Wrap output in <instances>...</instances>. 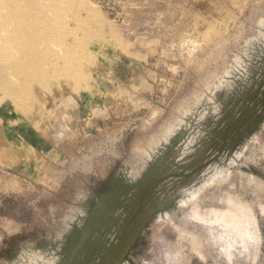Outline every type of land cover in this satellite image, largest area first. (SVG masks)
Instances as JSON below:
<instances>
[{"label":"rangeland","instance_id":"obj_1","mask_svg":"<svg viewBox=\"0 0 264 264\" xmlns=\"http://www.w3.org/2000/svg\"><path fill=\"white\" fill-rule=\"evenodd\" d=\"M39 1L0 0V48L15 57L0 54V96L14 91L0 99V264H114L152 169L179 184L144 195L168 200L118 264H166L171 244L181 264H264V0ZM17 9L28 18L15 32ZM25 29L42 31L41 58L20 73L6 65L22 52L8 41ZM211 165L225 183L206 188L203 205L178 206L177 189L207 180ZM218 238L242 254L230 260Z\"/></svg>","mask_w":264,"mask_h":264},{"label":"bare ground","instance_id":"obj_2","mask_svg":"<svg viewBox=\"0 0 264 264\" xmlns=\"http://www.w3.org/2000/svg\"><path fill=\"white\" fill-rule=\"evenodd\" d=\"M39 1V0H38ZM55 1H58V0H55ZM7 3L8 4V2H9V0H1V3H2V5L4 4V3ZM33 3V2H32ZM32 3H28L26 6L24 5V7H26V8H28V7H31L32 5L33 6H35V4H32ZM39 3H40V1H39ZM1 5V4H0ZM21 5V4H20ZM2 7V6H1ZM0 7V8H1ZM39 7H40V5H39ZM3 8V7H2ZM18 14H19V11H18V9L17 10H14L13 11V13H11V17H12V19H13V27H14V30H16L15 32H17L19 29H17L18 27H20V28H22V27H26V22H27V18H28V15L26 14V15H24V16H18ZM21 14V13H20ZM29 18H32L33 19V16L30 14V17ZM231 19H233V17L231 18ZM43 20V19H42ZM45 21V20H44ZM47 24H48V22H46ZM46 24V25H47ZM222 24V23H221ZM220 24V25H221ZM233 24V23H232ZM196 25V24H195ZM198 25V24H197ZM196 25V26H197ZM225 25H226V23H225ZM4 26V25H3ZM208 26V25H207ZM210 26H212V25H210ZM196 28V27H195ZM208 28V27H207ZM215 28V27H214ZM231 28H232V26H231ZM3 29H4V27L2 28V26H0V32H3ZM219 29V28H218ZM7 30L9 31V28H7ZM6 30V31H7ZM207 30V29H206ZM210 30H212V29H210ZM214 30V29H213ZM212 30V31H213ZM217 30V29H216ZM193 31V30H192ZM215 31V30H214ZM213 31V32H214ZM193 32H195V31H193ZM197 32V31H196ZM210 32V31H209ZM208 32V33H209ZM218 32V31H217ZM216 32V33H217ZM19 33V37H18V39H17V41H16V43H14V42H12L11 43V41L9 40L8 41V43L9 44H11L12 45V48L15 50H17L18 48H19V46H20V50L22 51V52H20L21 54H20V56H19V59H17V60H12V61H10V60H7V62H6V65H7V67H9V68H14V69H17V71H19L20 73L21 72H26L30 67H32L33 66V64L35 63V62H37V61H39L40 60V58H41V53H39V50L37 49V46H36V44H35V42H34V40H32V37H34V36H37V34H42V31H39V33H37V31H34V30H22V31H19L18 32ZM207 33V32H206ZM206 33H204L203 35H205ZM220 34V33H219ZM1 35V34H0ZM214 35V34H213ZM218 35V34H217ZM216 35V36H217ZM198 36V35H197ZM209 36V35H208ZM204 37V36H203ZM202 37V38H203ZM207 36H205V38H206ZM214 38H216L215 36H213ZM220 37H221V35H220ZM201 38V39H202ZM209 39V38H208ZM207 40V39H206ZM210 40L211 39H209V41L208 42H210ZM7 41V40H6ZM206 42V41H205ZM190 43V42H189ZM203 43V42H202ZM211 43V42H210ZM210 43H209V45H210ZM1 44H3V41L1 40V37H0V45ZM17 44V46L15 47V45ZM185 44H186V42H185ZM201 45V44H200ZM206 45V44H205ZM208 45V44H207ZM6 46V45H5ZM198 47H199V45H197ZM1 47V46H0ZM40 48H42V46H40ZM200 49V48H199ZM11 50V49H10ZM202 50V49H201ZM14 52V51H13ZM40 52H42V50H40ZM123 52V51H122ZM0 54H1V57L2 58H4V57H7L8 59H10V58H15L14 56H12L11 54L12 53H10V52H7L6 50H1V48H0ZM16 54V53H15ZM33 54H35L34 56H32V57H30V59L31 60H28V61H26V59L30 56V55H33ZM37 54H39V55H37ZM18 61L19 62H21L22 63V65L21 64H19L18 63ZM238 61V60H237ZM3 66V65H2ZM239 67V66H238ZM237 67V68H238ZM1 71V70H0ZM9 78H11V79H13L12 77H9ZM80 78H82V77H80ZM10 79V80H11ZM76 79V78H75ZM7 80V79H6ZM5 80V81H6ZM80 80V79H79ZM11 81H13V80H11ZM14 82H16V81H14ZM16 84V83H15ZM221 86V85H220ZM212 89V88H211ZM207 92V91H206ZM14 91H13V86L12 85H9L7 88H6V90L4 91V93L2 94V96H0V99H1V97H3L4 99L6 98V97H12L14 94ZM15 94H17V93H15ZM3 99V100H4ZM204 114V113H203ZM198 118V117H197ZM175 128V127H174ZM167 130V129H166ZM171 131V130H170ZM175 132V131H174ZM160 136V135H159ZM153 141V140H152ZM158 141V140H157ZM153 143V142H152ZM156 144V143H155ZM167 145V144H166ZM153 146H155V145H153ZM150 147H151V145H150ZM160 147V146H159ZM133 149V148H132ZM186 149V148H185ZM148 150H149V148H148ZM203 150V149H202ZM138 152H139V150H137ZM141 151V150H140ZM150 151V150H149ZM190 151V150H189ZM142 152H144V151H142ZM136 153V152H135ZM134 153V154H135ZM141 153V152H140ZM145 153V152H144ZM190 153V152H189ZM133 154V153H132ZM218 154H220V152L218 153ZM197 155V154H196ZM138 156V155H137ZM136 156V157H137ZM184 156V155H183ZM182 156V157H183ZM189 156V155H188ZM235 156V155H234ZM141 157V156H140ZM150 157V156H149ZM212 157V156H211ZM148 158V157H147ZM184 158V157H183ZM139 160H140V158H138ZM138 160V161H139ZM178 160V159H177ZM143 161V160H142ZM202 161V160H201ZM238 161V160H237ZM182 163V162H181ZM215 163V162H214ZM201 164H202V162H201ZM205 164V163H204ZM207 164V163H206ZM233 164V163H232ZM131 165V164H130ZM200 165V164H199ZM132 166V165H131ZM164 166V165H163ZM190 166V165H189ZM188 166V167H189ZM168 167V166H167ZM174 167V166H173ZM178 167V166H177ZM184 167V166H183ZM186 167V166H185ZM190 167H192V166H190ZM195 167H197V166H195ZM187 168V167H186ZM198 168V167H197ZM134 169V168H133ZM167 169V168H166ZM210 169H212L213 171H214V173H213V175L212 176H210L207 180H204V179H199V183H198V185H196L195 187H187V185H186V188H182L181 190L180 189H177V192L179 191L181 194H185L186 196H187V198L186 199H183V200H181L180 201V203H179V205L178 206H180V207H186L187 205H189V204H197V203H202L203 202V199H202V196L201 195H203L202 194V192L206 189V188H208L209 186H211V185H213V186H219V184L222 182V183H225L224 182V180H220V178H221V175L223 174L222 173V171H220V170H217V169H215V166H213V165H211V166H208L207 168H205V169H203V171H201V174H203V172H205V171H209ZM157 170V169H156ZM165 170V169H164ZM202 170V169H201ZM141 171V170H140ZM186 171V170H185ZM195 171V170H194ZM193 171V172H194ZM156 172L155 171V169H152L151 171H150V173L148 174V177L147 178H145L143 181H142V183H141V186H140V188H139V190L137 191V194H136V199H135V205H134V211L132 212V214L130 215V218H129V220H128V222H127V224H126V226H124V227H121V230H120V240H118L119 241V244H120V248H121V252H120V254H119V256H118V258H117V260L115 261V263L114 264H118L119 263V261H120V259H121V257L126 253V250H127V248L129 247V245H130V243L135 239V237L138 235V233H139V231L142 229V226H143V224L145 223V221L150 217V215L153 213V212H155V210H157V209H161V207H162V202L165 200V199H167V197L165 196V194L164 195H162L163 196V198H161V200H160V202H154V201H150V200H146V201H144V195L145 194H147L148 192H152V191H156V192H159V190L161 189V188H164V187H166V188H168V187H170V186H172V184H177V177H176V173L175 172H171V171H168V172H163V171H160V172H158V173H156V174H154V173ZM197 172V171H196ZM129 173V172H128ZM132 173V172H131ZM206 173V172H205ZM135 174V173H134ZM130 175H132V174H130ZM193 175V174H192ZM198 175V174H197ZM178 176V175H177ZM129 177V176H128ZM133 177H135L134 175H133ZM193 177V176H192ZM137 178V177H136ZM187 179H188V177H187V175L186 174H183V179H182V181L183 182H188L187 181ZM222 179V178H221ZM134 180V179H133ZM196 180V179H195ZM233 180V179H232ZM180 182V181H179ZM194 182V181H193ZM248 182V181H247ZM252 182H254L253 180H252ZM221 183V184H222ZM250 183V182H249ZM179 184V183H178ZM177 184V185H178ZM190 184H191V182H190ZM193 184V183H192ZM195 184V183H194ZM251 184V183H250ZM253 184V183H252ZM255 184V183H254ZM253 184V186H255ZM256 186H257V184H256ZM231 187V186H230ZM211 188V187H210ZM228 188V187H227ZM262 188V187H261ZM234 189V188H233ZM175 190V189H174ZM173 190V191H174ZM262 190H263V188H262ZM225 191V190H224ZM168 192V191H167ZM171 192V191H170ZM176 193V192H175ZM211 193V192H210ZM225 193V192H224ZM213 194V193H212ZM169 197V196H168ZM180 197H181V195H180ZM105 198V197H104ZM172 198V197H171ZM225 198H226V196H225ZM174 199V198H173ZM228 199V198H227ZM100 200V199H99ZM168 200V199H167ZM230 200V199H229ZM219 201V200H218ZM217 201V202H218ZM225 201V200H224ZM227 201V200H226ZM223 202V201H222ZM228 202V201H227ZM227 202L225 203V204H227ZM232 202V200L229 202V203H231ZM234 202V201H233ZM232 202V203H233ZM219 203V202H218ZM218 203H217V205H218ZM224 203V202H223ZM231 203V204H232ZM237 203V202H236ZM220 204V203H219ZM201 205H203V204H201ZM234 205H235V203H234ZM237 205V204H236ZM97 206V205H96ZM178 206H177V208H178ZM233 206V205H232ZM238 207H239V205H237ZM226 207V206H225ZM229 207H231V205L229 206ZM234 207V206H233ZM260 207V206H259ZM193 208V207H192ZM195 208H197V207H195ZM194 208V209H195ZM212 208V207H211ZM210 208V209H211ZM227 208H228V206H227ZM237 208V207H236ZM244 208H245V206H244ZM104 209V208H103ZM229 209H231V208H229ZM228 209V210H229ZM235 209V208H234ZM238 209H242V207L241 208H238ZM248 209V208H247ZM260 209H262V208H260ZM264 209V208H263ZM263 209L261 210V213H263L264 211H263ZM197 210V209H196ZM205 210V209H204ZM211 210H213V208L211 209ZM210 210V211H211ZM215 210V209H214ZM225 210V209H224ZM215 211H217V209L215 210ZM215 211H213V213L215 212ZM221 211H222V208H221ZM226 211H227V209H226ZM225 211V212H226ZM233 211V210H232ZM237 212H238V210H236ZM242 211H243V209H242ZM241 211V212H242ZM188 212H190V211H188ZM192 212V211H191ZM194 212V211H193ZM203 213H204V211H202ZM201 212V213H202ZM209 212V211H208ZM244 212V211H243ZM247 212H249V211H247ZM197 213V212H196ZM210 213V212H209ZM221 213V212H220ZM231 213V212H230ZM230 213H229V216H230ZM235 213V212H234ZM233 213V214H234ZM239 213V212H238ZM193 214V213H192ZM200 214V213H199ZM207 214V212L205 211V213L203 214L204 216ZM218 214V213H217ZM216 214V215H217ZM223 214H224V212H223ZM223 214H222V218H223ZM226 214V213H225ZM241 214V213H240ZM240 214H238V216L240 215ZM175 215V214H174ZM203 215L201 216L202 218H203ZM209 215V214H208ZM215 215V214H214ZM214 215H211L212 217L214 216ZM215 215V216H216ZM247 214H246V212H245V215H243L242 216V214H241V216H242V218L244 217V216H246ZM162 216L165 218V219H167L170 223H171V220H170V218H169V215L167 214V213H163V215H159V219L160 218H162ZM227 216H228V214H227ZM228 216V217H229ZM246 217H248V215L246 216ZM249 217H250V215H249ZM219 218V217H218ZM224 218H226L225 217V215H224ZM237 218H239V217H237ZM241 217L238 219V220H240V219H242ZM98 219V218H97ZM180 219V218H179ZM187 219H189V218H187ZM194 219V218H193ZM221 219V218H220ZM232 219H233V217H232ZM245 219V218H244ZM243 219V220H244ZM190 220V219H189ZM201 220H203V219H201ZM206 220H208V219H206ZM211 220V219H210ZM218 219H216V221H217ZM225 220V219H224ZM234 220V219H233ZM235 220H237V219H235ZM235 220H234V222H235ZM247 220H249L248 218H247ZM247 220H245V221H247ZM159 221V220H158ZM212 221V220H211ZM231 221V220H230ZM240 221H242V220H240ZM250 221H251V219H250ZM249 221V222H250ZM254 221V220H253ZM253 221H252V223H253ZM221 222V221H220ZM234 222L232 221V223L234 224ZM184 223V222H183ZM211 223V222H210ZM215 223V222H214ZM221 223H223V221L221 222ZM225 223V222H224ZM223 223V224H224ZM238 223V221H236V224ZM240 223V222H239ZM242 223V222H241ZM92 224H94V223H92ZM201 224V223H200ZM203 224V223H202ZM229 224V223H228ZM244 224H246V223H244ZM244 224H242V225H244ZM249 224H251V222L249 223ZM204 225V224H203ZM232 225V224H231ZM89 226H90V224H89ZM163 226V225H162ZM161 226V227H162ZM166 226V225H165ZM171 226H173V227H177L178 228V230L181 232V234H186L184 237H180L179 238V231L177 232V235H178V239H184L188 234L185 232L186 231V228L187 227H185L184 225H182V226H179V225H175L174 224V222H173V224L171 225ZM221 226V225H220ZM225 226V225H224ZM239 226H240V224H239ZM246 226V228H248L247 227V225H245ZM245 226H243L244 228H245ZM254 226H255V224H254ZM88 227V226H87ZM167 227V226H166ZM169 227V226H168ZM227 228L229 227V226H226ZM237 227H238V224H237ZM242 227V226H241ZM240 227V228H241ZM242 227V229H243V231L245 232V230H244V228ZM251 227V226H250ZM223 228V227H222ZM239 228V229H240ZM16 229V228H15ZM164 229V228H163ZM163 229H161V230H163ZM195 229V228H194ZM234 229V228H233ZM160 230V231H161ZM241 230V229H240ZM239 230V231H240ZM86 231H87V229H86ZM159 231V232H160ZM192 231H194V230H192ZM196 231V230H195ZM200 231V230H199ZM242 231V232H243ZM249 231V230H248ZM254 231V230H253ZM172 232H173V230H172ZM247 232V231H246ZM256 232V231H255ZM85 233V232H84ZM158 233V232H157ZM201 233H202V231H201ZM258 233V232H257ZM156 234V233H155ZM200 234V233H199ZM203 234V233H202ZM221 234H223V233H221ZM246 234V233H245ZM244 234V235H245ZM249 234V233H248ZM247 234V235H248ZM254 234V233H253ZM158 235V234H157ZM160 235V234H159ZM195 235V234H194ZM236 236H237V233L235 234ZM243 235V234H242ZM198 236H201V235H198ZM197 235L196 236H192L191 237V243H190V246H192L191 248H192V250L193 251H195V255H198L199 256V258H201V260H204L205 259V256H206V252H207V249L205 248V246H203L202 244H201V238L200 237H198ZM205 236V235H204ZM223 236V235H222ZM228 236H229V234H228ZM239 236H241V235H239ZM250 236V235H249ZM254 236V235H253ZM201 237H203V235L201 236ZM233 237H235V236H233ZM242 237V236H241ZM252 237V236H251ZM240 238V237H239ZM247 238V237H246ZM186 239V238H185ZM219 239V238H218ZM222 239V238H221ZM221 239H219V241H218V244H217V246H218V250H220V251H222V253L223 254H225L226 255V257H228L230 260H232V258L234 257V256H240L242 253H240V252H238V253H236V248H235V245H234V243L233 242H231L230 240L229 241H223V239L221 240ZM236 239H238V238H236ZM244 238H241V240H243ZM249 239V238H248ZM247 239V240H248ZM255 239H256V237H255ZM84 240V239H83ZM177 240V239H176ZM187 240V239H186ZM185 240V241H186ZM208 240V239H207ZM251 240V239H250ZM60 241V240H59ZM238 241V240H237ZM254 241V240H253ZM252 241V242H253ZM258 241V240H257ZM256 240H255V242H257ZM182 242V241H181ZM254 242V243H255ZM171 243V242H170ZM176 243V242H175ZM184 243V242H183ZM240 243V242H239ZM188 244V243H187ZM192 244V245H191ZM167 245H169V244H167ZM171 245H173V247H168L167 249H168V252H169V254H168V257H169V260H168V263H166V264H181L182 263V258L179 260V259H177L176 257L177 256H180V257H182V253L179 251L178 252V250L177 249H174V244H171ZM176 245V244H175ZM182 245V244H181ZM241 245H242V243H241ZM241 245H240V247H241ZM251 245V244H250ZM180 246V245H179ZM176 248V247H175ZM180 248V247H179ZM257 248V247H256ZM181 249V248H180ZM58 250V249H57ZM75 250V249H74ZM191 250V251H192ZM243 251V250H242ZM260 252V251H259ZM52 254V253H51ZM166 256H167V254H166ZM165 256V257H166ZM172 256H174V257H172ZM197 256V257H198ZM56 258V257H55ZM58 258V257H57ZM53 259V258H52ZM40 260V259H39ZM53 260H55V259H53ZM40 262H42V261H40ZM126 264V263H125Z\"/></svg>","mask_w":264,"mask_h":264},{"label":"water","instance_id":"obj_3","mask_svg":"<svg viewBox=\"0 0 264 264\" xmlns=\"http://www.w3.org/2000/svg\"><path fill=\"white\" fill-rule=\"evenodd\" d=\"M118 257V256H117ZM117 259V258H116Z\"/></svg>","mask_w":264,"mask_h":264}]
</instances>
